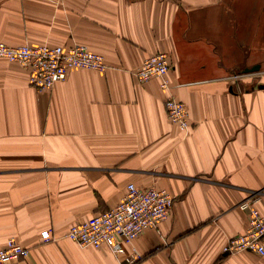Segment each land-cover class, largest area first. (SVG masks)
<instances>
[{
	"label": "crops",
	"instance_id": "crops-1",
	"mask_svg": "<svg viewBox=\"0 0 264 264\" xmlns=\"http://www.w3.org/2000/svg\"><path fill=\"white\" fill-rule=\"evenodd\" d=\"M0 43L83 45L107 66L39 92L0 59V248L29 251L11 264H122L132 250L139 264H264L223 253L247 227L241 202L258 199L264 217V0H0ZM157 53L169 90L134 77ZM168 98L187 130L168 120ZM128 184L168 192L167 219L120 255L64 237Z\"/></svg>",
	"mask_w": 264,
	"mask_h": 264
},
{
	"label": "built area",
	"instance_id": "built-area-1",
	"mask_svg": "<svg viewBox=\"0 0 264 264\" xmlns=\"http://www.w3.org/2000/svg\"><path fill=\"white\" fill-rule=\"evenodd\" d=\"M0 59L19 65L27 70L29 86L37 91H49L63 82L72 69H89L102 72L106 69L105 60L83 45L29 46L11 47L0 43ZM169 58L157 53L146 58L134 73L140 83L151 79L160 80L162 90H169L166 79L169 70ZM168 120L179 130L189 128V119L183 103L168 98L165 102ZM258 199L250 197L239 204V209L247 213L245 232L228 240L223 247L226 255L250 252L264 258V217L254 207ZM174 198L164 190L155 187L140 188L134 184L126 186L121 201L113 208L99 213L88 220L69 228L65 238L82 247L100 249L107 247L115 255L123 253V244H131L148 230L158 227L167 219ZM52 229L40 233L44 243L55 241ZM29 255L28 249L14 239L6 240L0 248V264H11ZM141 257L135 250L123 258L122 264H139Z\"/></svg>",
	"mask_w": 264,
	"mask_h": 264
}]
</instances>
